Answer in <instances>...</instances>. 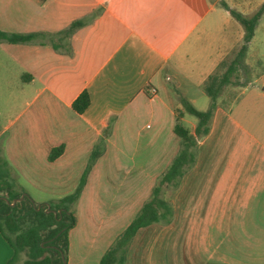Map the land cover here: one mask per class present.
<instances>
[{"label": "crops", "instance_id": "crops-1", "mask_svg": "<svg viewBox=\"0 0 264 264\" xmlns=\"http://www.w3.org/2000/svg\"><path fill=\"white\" fill-rule=\"evenodd\" d=\"M224 1L247 16L264 3L0 0L7 33H58L97 13L67 49L0 43V89L8 90L10 113L0 140L35 204L72 194L94 147L105 142L74 207L67 264H100L176 157L181 105L169 83L199 111L209 109L204 85L244 39ZM244 66L246 79L223 91L196 165L172 196V223L140 229L126 264H264V15ZM86 91L91 105L78 114L72 105ZM192 117L181 122L194 134ZM0 252L4 264L14 255L1 234Z\"/></svg>", "mask_w": 264, "mask_h": 264}, {"label": "trees", "instance_id": "trees-1", "mask_svg": "<svg viewBox=\"0 0 264 264\" xmlns=\"http://www.w3.org/2000/svg\"><path fill=\"white\" fill-rule=\"evenodd\" d=\"M223 8L242 26L243 44L231 61L224 60L219 65L218 71H222L216 72L206 81L204 92L210 100L207 111L196 109L178 91L176 85L169 83L170 93L181 105V108L177 110L174 128V133L180 139L179 151L164 174L157 180L150 197L144 202L139 213L106 251L100 264H126L128 250L140 229L154 224L167 226L174 219L172 196L179 189L184 176L196 165L198 144L210 133L218 99L226 88L236 84L235 78L244 68L249 44L264 15V3L249 16L231 9L226 3H223ZM96 15L97 13H94L90 18L75 21L67 29L58 33L18 34L0 30V43L14 45L49 43L56 51L67 49L72 36ZM90 105L91 97L86 91L75 100L72 107L78 114H84ZM185 114L195 117L198 121L194 134L181 122ZM64 150V146L54 148L49 155V161L58 159ZM105 150V142L102 139L94 147L76 190L58 201L49 202L51 212L47 213V205L43 204L38 211V204L34 206L28 194L22 202L16 203L13 207L10 205L27 192L19 184L17 175L9 166L0 140V234L14 252L7 264H64L63 258L66 263L68 262L69 232L77 222L74 207L87 184L90 172L104 155ZM23 255L26 259L20 263Z\"/></svg>", "mask_w": 264, "mask_h": 264}, {"label": "rangeland", "instance_id": "rangeland-1", "mask_svg": "<svg viewBox=\"0 0 264 264\" xmlns=\"http://www.w3.org/2000/svg\"><path fill=\"white\" fill-rule=\"evenodd\" d=\"M224 3H226L224 1ZM231 8V7H230ZM236 11H238L237 9H234ZM239 12V11H238ZM236 21V20H235ZM243 44V43H242ZM241 46V45H240ZM240 49V47H238L231 55L230 57H228L226 60L227 61H231L235 54L238 52V50ZM244 69H245V66L244 68H242L239 73H238V76L237 78H235V80L237 81L236 82V85L237 86H240L242 82H244V80L246 79V75L244 73ZM222 71V70H221ZM221 71H217V72H221ZM7 93H8V90L6 89H0V125H2L6 120L7 118L9 117L10 113H9V109L6 105V102H5V99H6V96H7ZM192 117V116H191ZM192 119L196 120L195 118L192 117ZM33 194V193H32ZM170 195V194H169ZM33 196V195H32ZM33 201V200H32ZM26 259V256H22L21 257V261L20 263H22L24 260ZM0 264H4L2 263V253L0 252Z\"/></svg>", "mask_w": 264, "mask_h": 264}, {"label": "water", "instance_id": "water-1", "mask_svg": "<svg viewBox=\"0 0 264 264\" xmlns=\"http://www.w3.org/2000/svg\"><path fill=\"white\" fill-rule=\"evenodd\" d=\"M26 195H27V194H24L21 198L16 199L13 203H10V205L13 207V206L16 205V203H18V202H22V201L25 199ZM3 199H5V198H3ZM5 200H6L7 202H9L7 199H5ZM33 203H34V202H33ZM46 205H47V208H48L47 213H50V212H51V210H50V205H49V204H46ZM34 206H36L35 203H34ZM41 208H42V205H41V204H38V205H37V210L39 211ZM52 212H53V211H52ZM54 214L56 215V212H54ZM63 261H64V264H67L66 261L64 260V258H63Z\"/></svg>", "mask_w": 264, "mask_h": 264}]
</instances>
